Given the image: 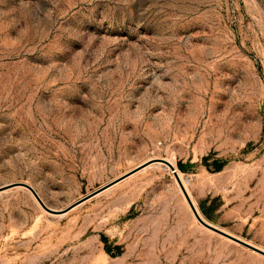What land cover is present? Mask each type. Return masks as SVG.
<instances>
[{
    "label": "rangeland",
    "instance_id": "rangeland-1",
    "mask_svg": "<svg viewBox=\"0 0 264 264\" xmlns=\"http://www.w3.org/2000/svg\"><path fill=\"white\" fill-rule=\"evenodd\" d=\"M159 158L264 250V0H0V264H264Z\"/></svg>",
    "mask_w": 264,
    "mask_h": 264
},
{
    "label": "water",
    "instance_id": "water-1",
    "mask_svg": "<svg viewBox=\"0 0 264 264\" xmlns=\"http://www.w3.org/2000/svg\"><path fill=\"white\" fill-rule=\"evenodd\" d=\"M159 160H160L161 162H163L164 164H166V165H167V166H168V167L174 172V175H175L177 181L179 182V185H180V187H181V189H182V191H183L185 197L187 198V200H188V202H189V204H190V206H191V208H192V210H193V213L195 214V216L197 217V219H198V220H199L204 226H206V227H208V228H210V229H212V230H214V231H216V232H218V233H220V234H222V235H224V236H226V237H228V238H230V239H232V240H234V241H236V242H239V243H241V244H243V245H245V246H247V247H249V248H252V249H254V250H256V251H258V252L264 254V250H263V249H261V248L255 246V245H253V244H251V243H249V242H247V241H245V240H243V239H241V238H239V237H237V236H235V235H233V234H231V233H229V232H227V231H225V230H222V229L216 227L215 225L209 223L208 221H206V220L200 215V213H199V211L197 210L195 204L193 203V200L191 199L189 193L187 192V189L185 188V186H184V184H183V182H182V180H181V178H180L178 172L176 171V168H175L174 164H173L172 162H170L169 160L164 159V158H159ZM139 168H140V167L134 168V169L130 170L129 172H127V173H125V174H123V175H121V176H119V177L113 179L112 181H110V182H108V183H106V184L100 186L99 188H97V189L91 191L90 193H88V194H86L85 196L81 197L80 199H78V200L75 201L74 203L70 204L67 208H65L64 210H62V212L67 211V210L73 208L74 206L78 205L79 203H81V202H83V201H85V200H87V199H89V198L95 196L96 194H98V193L101 192L102 190L106 189L107 187L113 185L114 183H116V182L120 181L121 179H123V178L129 176L130 174L134 173V172H135L136 170H138ZM20 184L23 185V186H25L27 189H29V190L32 192V194L35 196V198L37 199V201L41 204V206H42L44 209H46V210L49 211V212H57V210H55V209H53V208H50L49 206H47V205L45 204V202L42 200V198L40 197V195L37 193V191L35 190V188H34L31 184L26 183V182H21Z\"/></svg>",
    "mask_w": 264,
    "mask_h": 264
},
{
    "label": "crops",
    "instance_id": "crops-1",
    "mask_svg": "<svg viewBox=\"0 0 264 264\" xmlns=\"http://www.w3.org/2000/svg\"><path fill=\"white\" fill-rule=\"evenodd\" d=\"M133 174H134V173H133ZM133 174H130L129 176H127V177H125V178L121 179L120 181H118V182L114 183L113 185H111V186L107 187L106 189L102 190L101 192H99V193H98V194H96L95 196H97V195H99V194H101V193H104L105 191H108L109 189H111V188L115 187L116 185H118L119 183H121V182L125 181L127 178H129V177H130L131 175H133ZM95 196H93V197H95ZM89 199H91V198H89ZM89 199H87V200H89ZM87 200H85V201H87Z\"/></svg>",
    "mask_w": 264,
    "mask_h": 264
},
{
    "label": "trees",
    "instance_id": "trees-1",
    "mask_svg": "<svg viewBox=\"0 0 264 264\" xmlns=\"http://www.w3.org/2000/svg\"><path fill=\"white\" fill-rule=\"evenodd\" d=\"M216 163V162H215ZM220 164H215V168L219 169Z\"/></svg>",
    "mask_w": 264,
    "mask_h": 264
},
{
    "label": "bare ground",
    "instance_id": "bare-ground-1",
    "mask_svg": "<svg viewBox=\"0 0 264 264\" xmlns=\"http://www.w3.org/2000/svg\"><path fill=\"white\" fill-rule=\"evenodd\" d=\"M168 160V159H167ZM170 161V160H169ZM170 162H172V161H170ZM177 171V170H176Z\"/></svg>",
    "mask_w": 264,
    "mask_h": 264
}]
</instances>
